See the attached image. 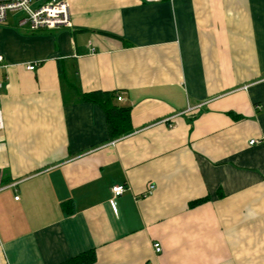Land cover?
<instances>
[{
  "label": "crops",
  "instance_id": "obj_1",
  "mask_svg": "<svg viewBox=\"0 0 264 264\" xmlns=\"http://www.w3.org/2000/svg\"><path fill=\"white\" fill-rule=\"evenodd\" d=\"M67 1L0 25V264H264V0Z\"/></svg>",
  "mask_w": 264,
  "mask_h": 264
},
{
  "label": "built area",
  "instance_id": "obj_2",
  "mask_svg": "<svg viewBox=\"0 0 264 264\" xmlns=\"http://www.w3.org/2000/svg\"><path fill=\"white\" fill-rule=\"evenodd\" d=\"M149 3L161 2L162 0H144ZM38 0H0V25L6 23L8 16L12 14L16 17V25L19 28H26L30 31L55 30L59 28L71 27V10L67 0H49L40 3ZM3 58L0 56V63ZM35 66H28V70H34ZM1 87V86H0ZM121 96H117L118 101H122ZM4 128L2 111L0 109V133ZM251 141L250 144H254ZM155 190L154 185L149 186V193ZM125 192V187L113 188L114 197L117 198ZM18 200V197L16 198ZM115 205V204H114ZM156 253L161 252L160 244H154Z\"/></svg>",
  "mask_w": 264,
  "mask_h": 264
},
{
  "label": "trees",
  "instance_id": "obj_3",
  "mask_svg": "<svg viewBox=\"0 0 264 264\" xmlns=\"http://www.w3.org/2000/svg\"><path fill=\"white\" fill-rule=\"evenodd\" d=\"M113 98L116 99V95L113 93H107V92H94L89 94H84L82 99L85 102H98L102 105V107L105 109L107 120L109 123V130L112 135L114 133L122 134L125 131L120 132L127 126V122L129 120V109H122L119 107H115L110 104L111 100ZM117 136V135H116ZM194 205H197L194 204ZM193 205V206H194ZM91 256L83 255L78 258H75L65 264H91L92 263Z\"/></svg>",
  "mask_w": 264,
  "mask_h": 264
},
{
  "label": "rangeland",
  "instance_id": "obj_4",
  "mask_svg": "<svg viewBox=\"0 0 264 264\" xmlns=\"http://www.w3.org/2000/svg\"><path fill=\"white\" fill-rule=\"evenodd\" d=\"M47 0H42L41 1V3H45ZM13 21V15L12 14H10L9 16H8V22H12Z\"/></svg>",
  "mask_w": 264,
  "mask_h": 264
}]
</instances>
